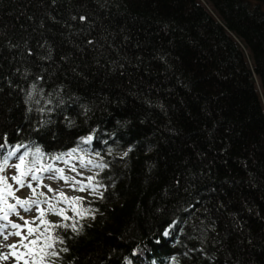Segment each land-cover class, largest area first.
<instances>
[{"label": "trees", "instance_id": "16d2710c", "mask_svg": "<svg viewBox=\"0 0 264 264\" xmlns=\"http://www.w3.org/2000/svg\"><path fill=\"white\" fill-rule=\"evenodd\" d=\"M88 138L36 264H264V0H0V165Z\"/></svg>", "mask_w": 264, "mask_h": 264}, {"label": "rangeland", "instance_id": "374dc122", "mask_svg": "<svg viewBox=\"0 0 264 264\" xmlns=\"http://www.w3.org/2000/svg\"><path fill=\"white\" fill-rule=\"evenodd\" d=\"M86 144L81 142L78 154L54 161L42 173L35 176L38 179H32L33 176L27 173H18L19 152H13L7 157V169L2 177L7 183L6 190L9 191L0 189V218L5 222L4 225L0 223L4 229L0 233L1 259L6 261L12 259L16 262L15 264H36L34 244L41 239L40 235L44 233L46 225L58 223L61 213L67 214L70 218L73 217L77 201H92L98 198L99 192L89 187L91 180L88 179L94 174L92 163L97 161L93 154L84 151L83 146ZM61 169L62 173L59 171ZM61 176L74 179L66 181ZM13 177L22 180L23 186ZM75 181L80 183L77 184ZM81 186L84 187V191L79 190ZM73 197L82 199L73 200L71 199ZM21 201H27V203L22 204ZM53 209L60 214H55ZM40 212H43V216L41 219H36ZM10 224L20 225V227H15L13 232V226H9ZM15 232L20 234L16 235Z\"/></svg>", "mask_w": 264, "mask_h": 264}, {"label": "snow or ice", "instance_id": "6c2138e0", "mask_svg": "<svg viewBox=\"0 0 264 264\" xmlns=\"http://www.w3.org/2000/svg\"><path fill=\"white\" fill-rule=\"evenodd\" d=\"M20 159L23 160V157H21ZM57 159H59V158H57ZM5 166H7V161L4 162V165H0V171H2V170H3V167H5ZM17 167H19V166L17 165ZM59 171H60L61 173L63 172L62 169L59 170ZM61 178H62V179H65L66 181H67V179H74V178H64L63 176H61ZM13 179H14V180H17V182L20 183V184L23 186V181H22V180H18L17 177H13ZM32 179H38V178L35 177V176H33ZM88 179L91 180L92 177H88ZM0 180H4V178H3V177H0ZM75 183L78 184V183H80V182H79V181H75ZM29 186H30V185H29ZM89 187H92V186L89 185ZM49 190H50V191H54L53 189H49ZM79 190H80V191H84V187L81 186ZM33 191H35V189H33ZM93 191H95L94 188H93ZM61 195H63V194L61 193ZM100 195H101V198H102L103 194L101 193ZM71 199H73V200H77V199H82V198L73 197V198H71ZM21 203L24 204V203H27V201H21ZM33 203H35V202H33ZM26 210H30V209H26ZM53 211L55 212L54 209H53ZM55 214L59 215L60 213L55 212ZM42 216H43V212H40V215L37 216L36 219H41ZM66 219H67V218H66ZM43 222H44V221L42 220V223H43ZM25 223H27V221H25ZM49 226H50V227H63V228H69V227H71L73 231H76V230H77V229H76V225H75L74 223H73L72 225H68V224H50ZM13 227H20V225H13ZM30 232H31V230H30ZM57 239L60 240L61 243H63V240L60 239L59 236H57ZM63 250H64V251H67V249H63ZM56 254L58 255V253H56Z\"/></svg>", "mask_w": 264, "mask_h": 264}, {"label": "bare ground", "instance_id": "6f19581e", "mask_svg": "<svg viewBox=\"0 0 264 264\" xmlns=\"http://www.w3.org/2000/svg\"><path fill=\"white\" fill-rule=\"evenodd\" d=\"M0 223H2L3 225L5 224V222H4V219H2V218H0ZM9 228V227H8ZM6 229V228H5ZM12 231L14 232V230H15V228H13L12 227ZM4 229H2V225L0 224V233L3 231ZM13 232H11V233H13ZM15 234L17 235V234H20V232H15ZM1 236V235H0ZM0 239H1V237H0ZM3 253V252H2ZM4 255V254H3ZM9 260V259H8ZM16 262H14V260H12V259H10L9 261H6V260H4V259H1L0 258V264H15Z\"/></svg>", "mask_w": 264, "mask_h": 264}]
</instances>
